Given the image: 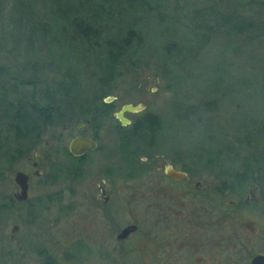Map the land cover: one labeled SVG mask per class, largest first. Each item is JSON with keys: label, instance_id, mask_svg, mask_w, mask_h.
<instances>
[{"label": "rangeland", "instance_id": "obj_1", "mask_svg": "<svg viewBox=\"0 0 264 264\" xmlns=\"http://www.w3.org/2000/svg\"><path fill=\"white\" fill-rule=\"evenodd\" d=\"M53 2L36 0L38 14L48 20L55 17ZM159 2L166 16H182L188 24L198 4L208 0ZM96 15L94 24L106 25V33L114 35L116 19L134 25L138 20V14L130 10L114 18L100 12ZM182 31L177 32L180 41ZM251 34L245 43L236 36L213 37L174 72V76L177 72L183 76L177 84L153 61L147 66L140 62L133 69L123 59L117 67L119 77L108 93L116 96L111 100L116 106L100 124L71 119L47 130L41 140L16 141L5 128L10 118L2 115L5 145L0 149V201L5 208L0 211V264H43L47 258L54 264H249L255 253H264V178L249 184L241 195L230 190V196H220L225 205L243 202L228 210L231 217L226 221L233 228H223L230 229L231 241L221 240L231 245L227 252L218 255L205 250L200 244L205 230L193 226L195 220L188 222L191 207L199 208L200 199L207 207L209 196L217 195V172L229 165L239 168L238 159L226 158L230 151L237 156L254 153L264 174V30L256 28ZM17 46L22 48V44ZM89 48L90 55L99 51L97 44ZM40 50L29 61L45 64L37 71L38 78L43 84L51 83L60 72L51 71L46 62L53 61L59 49ZM24 62L22 54L0 50V65L6 68L0 72V81L8 79L7 69ZM89 67L94 68V63ZM22 89L26 91L27 86ZM130 102L145 105L139 112L125 113L130 120L144 110L159 114L163 123L152 145L142 142L136 147L120 141L122 126L129 124L122 125L114 113L122 103ZM3 108L1 103L0 115ZM184 112L186 116H182ZM78 120L85 123L82 128ZM78 133L93 136L97 144L82 158L64 151ZM228 145H235L237 152H224ZM18 148L23 149L20 154ZM218 150L221 163L212 167L207 158ZM69 165L77 171L80 168L78 175L62 172L52 177L58 167L66 171ZM166 166L185 172L186 177L172 179L165 173ZM17 170L28 175L24 199L16 196L20 193L13 180ZM223 210L221 215L214 214H227ZM128 224L136 225V230L119 238L117 234ZM217 235L218 240L221 235ZM211 242L210 237L205 239L208 246Z\"/></svg>", "mask_w": 264, "mask_h": 264}, {"label": "trees", "instance_id": "obj_2", "mask_svg": "<svg viewBox=\"0 0 264 264\" xmlns=\"http://www.w3.org/2000/svg\"><path fill=\"white\" fill-rule=\"evenodd\" d=\"M209 1L203 5L194 4L197 6L195 14L186 24L182 16H166L159 8V0L155 3L151 0H54L55 17L51 20L38 14L36 0H0V50H13L25 58L21 66L7 69L8 79L0 81V104L4 105L0 117L10 118L6 131L16 141H38L47 130L71 119L100 124V120L112 113L116 106L111 101H104V97L114 87L120 74L117 67L123 59L129 60L133 69L139 67L140 62L147 66L153 61L177 84L183 76L179 72L174 76V72L197 56L196 53L213 37L236 36L245 43L256 28L264 30V0H227V9L223 0ZM113 9L115 15L129 10L137 13L138 20L134 25L122 18L116 19L115 35L107 34V26L99 22L94 24V18L99 12L107 17L113 16ZM181 28L184 34L180 41L177 32ZM20 44L22 48L17 46ZM92 44L99 47V51L92 52L93 56L89 54ZM42 47L59 49L53 61L46 62L51 71L60 72L59 78L46 84L38 78L37 72L45 64L29 61V57L42 52ZM68 55L70 57L65 58ZM91 63L94 68L89 67ZM5 69L0 65V72ZM86 69L89 72H85ZM25 72L31 75L25 76ZM24 86H27L26 91L22 89ZM184 113L181 115L186 116L187 112ZM131 121L127 127L122 126L124 133L120 141L136 147L142 142L152 145L163 123L159 114L149 110H144ZM4 145L0 129V149ZM224 149L227 153L231 149L237 152L235 145ZM15 150L20 154L23 149ZM64 151L70 154L68 147ZM220 154V150L213 153L207 163L212 167L221 163ZM256 157L254 153L237 156L230 151L226 158L238 159L240 166L238 169L230 165L221 168L217 172L218 183L227 184L230 190L241 195L249 184L262 182L264 174ZM65 168L66 171L58 167L52 177H58L62 172L78 175L80 170L71 165ZM235 202L238 208L243 203L242 200ZM4 208L5 202L0 201V211ZM43 264L54 263L47 258Z\"/></svg>", "mask_w": 264, "mask_h": 264}, {"label": "flooded vegetation", "instance_id": "obj_3", "mask_svg": "<svg viewBox=\"0 0 264 264\" xmlns=\"http://www.w3.org/2000/svg\"><path fill=\"white\" fill-rule=\"evenodd\" d=\"M77 125H79V123ZM78 134H80V133H78ZM84 153H86V152H83L82 154H84ZM82 154H80V155H82ZM79 156H77V157H79ZM166 174L169 177H171L168 173H166ZM190 176H193V175L189 174V177ZM176 179H180V178H176ZM218 187L219 188L217 189L218 190L217 191L218 192L217 195L216 196H212V197L209 196V198H208L209 201L206 202V203H208L207 204L208 205L207 206L208 209H207V207H204L205 202L202 201V199H200V201L197 203V204H200L201 205L199 208H194L193 210H192V207L190 208V210H189L190 211V213H189L190 217H189L188 222H192V220H195L196 224H194L193 226H195L198 230H203V231L205 230L207 232L206 233L204 231L201 234L202 239L200 241V244H202L203 246H206L205 250H208L209 249V251H211L213 253H217L218 252V255H220V251L223 250V251H226L227 252L229 250L228 247L231 246V245H225L224 243H221L222 242L221 240L225 239V240H230L231 241V235L232 234L230 233V229L227 230L225 228H228V227L233 228V226H230V224L226 221V219L231 217L230 216L231 213L228 214V210L231 209L232 203H234V202H230V204L225 205V203H223V199H221L220 196L221 195H225V194H228L230 196V193H231L230 192V188H229V186L227 184H219ZM197 189H199V188H197ZM102 191H105V188H102ZM198 192H201V190H198ZM201 196L204 197V198H206V195L205 194H201ZM103 197H104L103 198L104 201H107L108 200V197L106 195H103ZM247 199L248 198H245V200H247ZM223 207H224V210L223 211L225 213H227L228 215L225 214V215H223V216L220 217L221 211H222ZM213 208L215 210H213ZM214 211L217 214H220V215L219 216H216V214H214ZM192 212H193V215L191 214ZM200 214H202V216H204L206 214L207 217L206 218L205 217H200L201 216ZM211 214H213V215H211ZM194 215H196V217H194ZM223 227H225V228H223ZM211 230H214L215 232H212ZM213 233L217 236V238H218V235L217 234L221 235V237L218 240L216 238V241H213V236H214ZM207 237H210V240H212V242H211V244L209 246L207 244H205V239ZM255 254H257V253H255ZM255 254L253 256H255ZM261 254H264V253H261ZM251 258H250V260H251Z\"/></svg>", "mask_w": 264, "mask_h": 264}, {"label": "water", "instance_id": "obj_4", "mask_svg": "<svg viewBox=\"0 0 264 264\" xmlns=\"http://www.w3.org/2000/svg\"><path fill=\"white\" fill-rule=\"evenodd\" d=\"M115 95H108L104 97V101L108 102L114 99ZM144 103L140 102L138 104H134L132 102L130 103H122L118 110L115 111L114 116L118 120V122H121L122 125H128L131 123V121L126 117L125 113L130 112H139L141 109L144 108ZM79 128H82L85 123L83 121L78 122ZM68 150L71 155L73 156H79L83 152H87L91 149H94L97 147L96 141L91 136H86L82 134H78L76 136H73L68 141ZM37 155V151L34 153ZM165 172L168 173L173 179L176 178H183L186 177V173L182 172L180 170H174L170 166L165 167ZM28 175L24 171L17 170L14 174L13 180L16 181L18 184L20 193H18L16 196L18 199H24L27 197V183H28ZM122 230L117 234L119 238H124L128 233L136 230V225L134 224H128L125 225V227L121 228ZM249 264H264V254L257 253L255 256H253L249 262Z\"/></svg>", "mask_w": 264, "mask_h": 264}]
</instances>
